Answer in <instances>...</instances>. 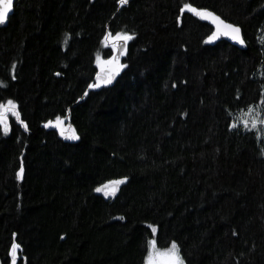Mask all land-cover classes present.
<instances>
[{"label":"trees","instance_id":"1","mask_svg":"<svg viewBox=\"0 0 264 264\" xmlns=\"http://www.w3.org/2000/svg\"><path fill=\"white\" fill-rule=\"evenodd\" d=\"M186 2L246 49L209 46ZM117 32L134 34L125 67L86 94ZM0 82L19 112L0 126V264L13 242L17 264H144L149 225L185 264H264V129L240 123L264 109V0H16ZM57 117L79 139L41 127ZM122 179L114 199L95 191Z\"/></svg>","mask_w":264,"mask_h":264},{"label":"snow or ice","instance_id":"2","mask_svg":"<svg viewBox=\"0 0 264 264\" xmlns=\"http://www.w3.org/2000/svg\"><path fill=\"white\" fill-rule=\"evenodd\" d=\"M117 3L121 6L127 5L129 0H117ZM13 6V0H0V23H4L5 19L7 18L9 10ZM180 13L183 14L185 12L191 13L202 20H210L211 23L215 25V31L212 32L211 35L208 36V41L213 40L218 35H227L230 36L234 41L244 44V40L241 38L240 35V28L236 25L231 23L225 22L215 13L209 11L208 9L199 8L194 6L190 2H186L180 7ZM177 21H180V16L177 17ZM134 34H129L127 32H117L114 35L111 33H107L104 37L105 46H108L109 42H111V48L113 51V55L108 60H103L99 54H97V64L98 67L101 68V72L96 74V83L89 84L88 88H97L100 86L101 83L103 84H110L115 76L119 73V71L125 67V65L119 63V56L124 55V49L126 44L129 40L133 39ZM13 67H15L13 65ZM59 75V73H57ZM5 86L2 82H0V87ZM176 85H173L175 87ZM253 112V108L249 107L248 113H242V118L240 119V123L244 126L245 129L248 128L249 121L246 119L249 113ZM11 113L12 115L16 116L19 120V112L17 111L16 102L9 99L6 103H0V126H3L5 132L8 131V124L7 119L8 115ZM20 123L25 127L27 130V125L24 124L23 121ZM52 121H49L44 126L48 127L52 124ZM260 123H264V121H260ZM251 125L253 128L257 125V119L255 117L251 120ZM60 131V135L69 140H76L79 139L78 135L76 134L75 130L71 129V126H68V129H65L61 123V117H57L56 123L54 125ZM231 127H236V123L234 122ZM24 172L23 164H21L20 169L16 172L17 180L22 179ZM126 179V178H125ZM123 183V180H115L110 181L109 184L113 185V190L111 194H115V185ZM108 185H103L101 187H97L95 189L96 192L104 191V194L107 196L109 192L106 191ZM120 219H124V217H120ZM151 229L153 234V238L147 240V251L144 258V264H185V261L181 255L180 248L176 241H172L168 247L159 248L157 246V240L155 238L157 229L153 225L148 226ZM236 233L234 232L233 235ZM15 233L13 236L15 237ZM20 248V245L16 242H13L9 251V255L12 257V264H17V252Z\"/></svg>","mask_w":264,"mask_h":264},{"label":"water","instance_id":"3","mask_svg":"<svg viewBox=\"0 0 264 264\" xmlns=\"http://www.w3.org/2000/svg\"><path fill=\"white\" fill-rule=\"evenodd\" d=\"M15 1H16V0H13V6H14ZM13 6H12V8L9 10L8 15H7V18L5 19L4 23H0V28H1V27H5L6 24L8 23V18H9L10 15H12V13H13ZM213 13H214V12H213ZM219 17H220V16H219ZM220 18H221V17H220ZM199 19H200V18H199ZM221 19H222V18H221ZM200 20L203 21V22H205V23H207L208 25H210V26L212 27V32H214V31L216 30V29H215V25H214L213 23H211L210 20H202V19H200ZM223 20H224V19H223ZM224 21H225V20H224ZM225 22H227V21H225ZM227 23H230V22H227ZM231 24H232V23H231ZM233 25H234V24H233ZM238 27H239V26H238ZM239 28H240V27H239ZM240 30H241V28H240ZM212 32H211V34H212ZM211 34H210V35H211ZM240 35H241V38L244 40V37H243V34H242V30L240 31ZM207 38H208V37H207ZM221 40H225V41L229 42L231 45H233V46H235V47H238V48H240V49H246V43H245V40H244V44H240V43L234 41L230 36L222 35V34H221V35H218L217 37H215V38H214L213 40H211V41H208V39H206V42H207V44H208L209 46H213V45H215L217 42H219V41H221ZM121 56H122V55H121ZM121 56H119V63H121ZM98 72H101V69H98V71L96 72V74H97ZM120 72H121V70H120L119 73L115 76V78L112 80V82H111L110 84H103V83H101L100 86L97 87V88H88L87 91H86V94H87L89 91H98V90H100V89H102V88H104V87L112 86V85L115 83V81L117 80V78L119 77ZM96 74H95V77H94V83L97 82V81H96ZM41 127H42V128H46V129H53V130H55V131L59 134V136H60L62 139L67 140V141H73V140H69V139H65V138H63V137L60 135V131H59V129H58L57 127H55L54 125H49L48 127H45L44 125H41ZM122 180H123V179H122ZM123 182H124V180H123ZM121 184H122V183H120V184L114 186V187H115V194H114V195L111 194V193H112V190H113V185L109 184V182H108V183H105V184H102V185L99 186V187H101V186H103V185H108L107 189H105V190L109 192V195L106 196V195L104 194V191L96 192V193L99 194V195H101V196H103V197H107V198L114 199V198L117 196L118 192H119V189H120ZM11 264H12V263H11Z\"/></svg>","mask_w":264,"mask_h":264},{"label":"rangeland","instance_id":"4","mask_svg":"<svg viewBox=\"0 0 264 264\" xmlns=\"http://www.w3.org/2000/svg\"><path fill=\"white\" fill-rule=\"evenodd\" d=\"M98 68H100V67H98ZM252 108H254V107H252ZM243 113H248V110L244 111ZM253 117H255L257 119V125L255 128H253L251 125V120ZM246 119H248V121H249V124H248L249 129H256L257 127H262L264 129V123H260V121H264V109H262V111H260V109H253V112L249 113L248 116L246 117ZM1 127L3 128V126H1ZM8 130H9V127H8ZM7 132L4 131V133H7Z\"/></svg>","mask_w":264,"mask_h":264},{"label":"bare ground","instance_id":"5","mask_svg":"<svg viewBox=\"0 0 264 264\" xmlns=\"http://www.w3.org/2000/svg\"><path fill=\"white\" fill-rule=\"evenodd\" d=\"M212 12V11H211ZM210 26V25H209ZM212 28V27H211Z\"/></svg>","mask_w":264,"mask_h":264}]
</instances>
